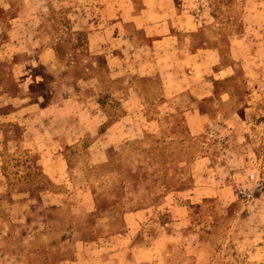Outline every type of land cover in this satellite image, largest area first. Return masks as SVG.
Returning a JSON list of instances; mask_svg holds the SVG:
<instances>
[{
    "label": "crops",
    "instance_id": "crops-1",
    "mask_svg": "<svg viewBox=\"0 0 264 264\" xmlns=\"http://www.w3.org/2000/svg\"><path fill=\"white\" fill-rule=\"evenodd\" d=\"M152 138L147 165L188 181L128 177ZM255 174L264 0H0V264H160L199 236L206 200L232 205ZM235 211L246 261L261 262L264 189Z\"/></svg>",
    "mask_w": 264,
    "mask_h": 264
},
{
    "label": "rangeland",
    "instance_id": "rangeland-1",
    "mask_svg": "<svg viewBox=\"0 0 264 264\" xmlns=\"http://www.w3.org/2000/svg\"><path fill=\"white\" fill-rule=\"evenodd\" d=\"M154 140L155 139L152 138L151 146L148 148L145 147V149L151 150L149 153L151 156L146 153L145 156L140 158L139 170H137L135 167L133 168L132 166L124 169L126 170L128 177H131L132 175L136 176L139 175L138 173H140L143 177H147L150 174L152 176H165L170 179L184 176L186 181H188L192 175V170L190 168L175 167L173 169L169 166L153 168L147 165V162H151L149 157H154L152 154L154 153V150H158L157 142ZM162 142V147H166V140L163 139ZM130 145H134V143L128 144L125 148L127 149V147H130ZM142 149L145 150L143 146ZM115 155V153H112L109 164L115 161L116 156H120L118 153L116 156ZM124 155L126 160L132 158L130 152H124ZM160 155L163 157L162 159H164L163 162H167L169 160V158L165 157L167 153L164 151L160 152ZM182 155L186 156L185 158H180L179 160H191L196 156V150L193 149L189 152L183 153ZM103 170L108 171V173H112L118 170V167L114 165L107 166ZM239 170L242 171L243 169ZM263 183L264 181L261 179V176L257 174L250 178L249 182H238L240 188L234 193L232 205H222L219 201L214 199L206 200L204 205L208 208H212V211L210 215H205V213H200L197 215L196 218H199L201 222H203V226H201L199 231H197L199 236L196 237L192 232L191 235H186L188 238L184 239L181 243L175 244L171 249H168L169 251L166 254L164 253L165 257L160 259V264H264V259L261 262H252L249 260L246 261V257L244 256L245 247L242 246L240 242L243 240V236H241L237 230V226L240 223V219H238V217H243V212L235 211L238 208H241L242 205L247 206L252 203L253 199L259 195L261 189H264ZM13 189V192H18L20 187L16 185L13 187ZM1 200L2 202L7 203L9 200H11V198L8 194L5 195V197ZM26 211H30L28 213V221L35 222L36 218L34 216V211H37L35 207L32 206ZM195 212L198 213V211ZM247 215L249 216L248 219L253 217L249 213H247ZM90 222H92V220L89 219L88 223ZM27 234L31 236V240L36 238L44 240L46 238L50 239V233L46 235L44 233L42 237H35V233L33 231H30ZM56 234H53V237L56 236L58 239L62 237L61 233L58 232ZM198 242L202 243L198 244ZM34 252V248H29L27 254L29 257H32ZM245 254L247 255L246 252Z\"/></svg>",
    "mask_w": 264,
    "mask_h": 264
}]
</instances>
